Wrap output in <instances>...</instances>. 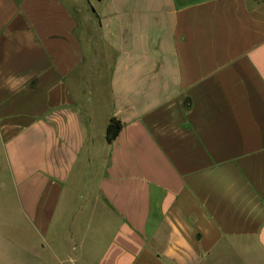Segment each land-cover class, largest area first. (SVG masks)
I'll return each mask as SVG.
<instances>
[{"label": "crops", "instance_id": "0c3cea01", "mask_svg": "<svg viewBox=\"0 0 264 264\" xmlns=\"http://www.w3.org/2000/svg\"><path fill=\"white\" fill-rule=\"evenodd\" d=\"M0 156L56 264H264V0H0Z\"/></svg>", "mask_w": 264, "mask_h": 264}, {"label": "rangeland", "instance_id": "374dc122", "mask_svg": "<svg viewBox=\"0 0 264 264\" xmlns=\"http://www.w3.org/2000/svg\"><path fill=\"white\" fill-rule=\"evenodd\" d=\"M8 173L0 156V264H56L54 253L42 250L41 237L26 234L23 219L10 218L20 209Z\"/></svg>", "mask_w": 264, "mask_h": 264}, {"label": "trees", "instance_id": "16d2710c", "mask_svg": "<svg viewBox=\"0 0 264 264\" xmlns=\"http://www.w3.org/2000/svg\"><path fill=\"white\" fill-rule=\"evenodd\" d=\"M122 125L120 121L112 118L106 128V141L111 143L119 134Z\"/></svg>", "mask_w": 264, "mask_h": 264}]
</instances>
